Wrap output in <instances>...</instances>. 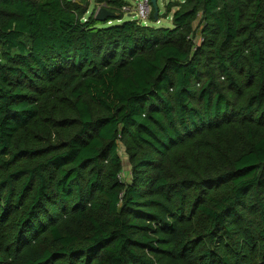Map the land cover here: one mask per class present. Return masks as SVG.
Here are the masks:
<instances>
[{"label":"trees","instance_id":"1","mask_svg":"<svg viewBox=\"0 0 264 264\" xmlns=\"http://www.w3.org/2000/svg\"><path fill=\"white\" fill-rule=\"evenodd\" d=\"M132 1L0 0V264H264V0Z\"/></svg>","mask_w":264,"mask_h":264},{"label":"built area","instance_id":"2","mask_svg":"<svg viewBox=\"0 0 264 264\" xmlns=\"http://www.w3.org/2000/svg\"><path fill=\"white\" fill-rule=\"evenodd\" d=\"M152 6L150 0H133L130 4L121 8V12L129 18H135L146 24L151 14ZM159 22V20L157 21Z\"/></svg>","mask_w":264,"mask_h":264},{"label":"rangeland","instance_id":"3","mask_svg":"<svg viewBox=\"0 0 264 264\" xmlns=\"http://www.w3.org/2000/svg\"><path fill=\"white\" fill-rule=\"evenodd\" d=\"M169 1H178V2H182L183 0H157V7L159 10V15H160V19L158 18L157 21L159 20V22L155 25L157 27H170L172 25L171 23V18L170 15H168L167 17L164 16V12H165V5L166 3H168ZM91 8H93V6H91ZM129 19V17L127 15H123L121 21H125ZM112 23L116 24L119 23V21L117 19H112ZM123 165H124V173H123V179L124 180H128L129 179V174L127 172L128 170V165H127V161L125 159V156L123 155Z\"/></svg>","mask_w":264,"mask_h":264},{"label":"water","instance_id":"4","mask_svg":"<svg viewBox=\"0 0 264 264\" xmlns=\"http://www.w3.org/2000/svg\"><path fill=\"white\" fill-rule=\"evenodd\" d=\"M150 3L153 9V14H152L153 18L155 21H157L158 13H159V10L157 7V0H150ZM94 17L97 21L105 22L107 19H117L118 14L105 7H101L96 11Z\"/></svg>","mask_w":264,"mask_h":264}]
</instances>
